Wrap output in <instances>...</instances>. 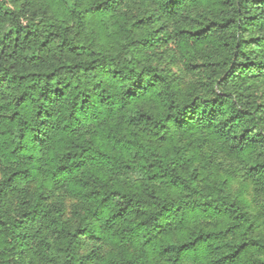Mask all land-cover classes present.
Wrapping results in <instances>:
<instances>
[{"label":"trees","instance_id":"1","mask_svg":"<svg viewBox=\"0 0 264 264\" xmlns=\"http://www.w3.org/2000/svg\"><path fill=\"white\" fill-rule=\"evenodd\" d=\"M261 218L264 0H0V264H264Z\"/></svg>","mask_w":264,"mask_h":264},{"label":"rangeland","instance_id":"2","mask_svg":"<svg viewBox=\"0 0 264 264\" xmlns=\"http://www.w3.org/2000/svg\"><path fill=\"white\" fill-rule=\"evenodd\" d=\"M195 47L198 50L200 49L197 46ZM163 48L167 50L168 46H164ZM193 48L194 46L186 47L188 51L192 50ZM178 52H179V49L176 47L174 50V55L177 56L179 54ZM168 53H170L169 50H167V52H164L163 56L167 57ZM168 60L169 58H166L165 60H163L162 64L163 65L168 64ZM172 69L178 71V67L176 66H172ZM184 80L189 81V80H194V78L184 76ZM198 135L199 134H197V136ZM184 138L187 139L186 137ZM199 150L201 152V155H205L203 154L204 151L206 150L205 146H202L201 148H199ZM205 160H208V159H205ZM233 163L235 162L232 160H229L223 153L219 152L214 157L213 163L211 162V165L208 166V170L210 172V168H211L213 170L211 174L216 178H229L231 180L230 183L233 185V188H234L236 186L241 185L243 183L242 182L243 179L235 174L234 172L235 164ZM40 182H41V177L38 176L37 180L31 184V189L35 192H40L38 190V188L42 186ZM45 196L46 198H45L44 205L50 206V207L51 205H57L58 208L60 207L62 210L63 219H65L68 223H73L74 221H76L78 213L81 212V209L83 210V207H84L83 204L78 202L76 199L70 197L63 190H52L51 191V190L46 189ZM249 202L251 204L249 206V209L253 211L254 213H257V209L253 205V202L251 200ZM6 203H7L6 208L8 209L9 212H11V210H13L14 207L16 206V200L14 199H6ZM199 225L205 228H210V229L216 228L215 225L210 224L207 220L200 221ZM257 231L259 233L264 234V218H261L258 220ZM89 247L90 245L84 243L81 251L83 252L87 250ZM94 248L96 250L95 252L96 257L94 258V261L92 264H101L102 259L106 258L110 254V250L109 248L103 247V246L100 248H96L95 246ZM22 258H23L24 264H42V262L44 261L42 255L38 256L36 254H33L32 252L31 254L27 253L26 255L22 256ZM184 264H194V263L189 261V262H185Z\"/></svg>","mask_w":264,"mask_h":264}]
</instances>
